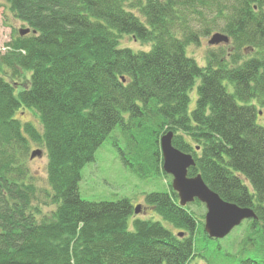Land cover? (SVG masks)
Masks as SVG:
<instances>
[{"label": "trees", "instance_id": "trees-1", "mask_svg": "<svg viewBox=\"0 0 264 264\" xmlns=\"http://www.w3.org/2000/svg\"><path fill=\"white\" fill-rule=\"evenodd\" d=\"M6 1L29 33L0 52V264H188L193 256L207 264H264L256 253L264 247L260 1ZM214 30L231 45L210 49L201 66L186 48ZM123 35L150 48L120 46ZM6 66L12 77L28 72L18 90L4 77ZM20 109L34 111L40 127L19 120ZM116 127L124 140L119 157L142 179L169 175L159 138L172 131L173 146L194 158L189 176L200 173L223 200L254 211L245 220L247 246L224 252L188 209L201 202L180 206L171 185L145 194L144 204L176 233L138 217L129 228L134 205L126 196L83 199L81 169ZM32 145L46 155L49 213L35 204L29 182Z\"/></svg>", "mask_w": 264, "mask_h": 264}, {"label": "rangeland", "instance_id": "rangeland-1", "mask_svg": "<svg viewBox=\"0 0 264 264\" xmlns=\"http://www.w3.org/2000/svg\"><path fill=\"white\" fill-rule=\"evenodd\" d=\"M260 6L264 11V0H259ZM22 28H28L21 21L16 19L9 8V4L6 0H0V52L6 53L8 51L7 43L14 40L19 36V30ZM198 29V27H196ZM202 31V29H200ZM198 30V31H200ZM218 32L212 31L207 35H201L198 38V43H193L186 48V52L189 56H192L199 65L206 63V56L210 49L217 47H230V41L228 43H220L218 45H209L207 40L210 36ZM201 34V32H200ZM120 46L130 47L133 50H148L150 44L141 42L134 39L129 35H123L120 38ZM248 50V49H247ZM245 50V51H247ZM248 52V51H247ZM4 77L8 81L15 82V88L18 90L26 82L28 72L20 71L19 76L12 77V69L5 67L3 72ZM197 83V81H196ZM195 83V84H196ZM189 110L194 106L196 90L195 87L189 93ZM256 103V102H255ZM258 122L264 123V107L257 106ZM21 121H30L36 127H40L39 120L34 111L30 109H20L15 114ZM123 147L124 140L118 127L114 128L109 137L97 148L94 153L92 161L87 162L81 169V177L78 182L79 194L86 200L97 199H109L115 196H126L131 199L133 205L140 204L141 208L138 213H134L132 217H129V228H132V219L135 217L159 220L164 226L168 227L174 233L178 229L171 226L167 221L163 220L151 207L144 204L145 194L151 191H165L167 185H171L172 177L169 175L160 174L155 179H142L133 173L126 165L123 164L119 157L117 146ZM36 149V146L32 145L31 149ZM42 148V147H37ZM43 149V148H42ZM44 151V149H43ZM46 155L42 153L40 157H33L28 160L27 172L29 173V182L34 186L35 204L40 208L41 212L49 213L52 208V204L49 202V185L46 179ZM188 209L198 218L203 221L206 208L204 204L199 202H193L187 205ZM248 223L243 221L239 226L235 227L227 236L218 240L219 247L231 256L237 254L241 247L247 246L246 239L248 238ZM261 259L264 257V247L257 245L256 252ZM188 264H207V262L199 257L193 256ZM228 264V263H226ZM234 264V263H230Z\"/></svg>", "mask_w": 264, "mask_h": 264}, {"label": "water", "instance_id": "water-1", "mask_svg": "<svg viewBox=\"0 0 264 264\" xmlns=\"http://www.w3.org/2000/svg\"><path fill=\"white\" fill-rule=\"evenodd\" d=\"M29 32V28L20 29V35ZM34 32V31H33ZM229 38L221 32L213 33L208 39L209 45L228 43ZM172 131L163 133L159 138V146L162 159V170L171 175V187L177 193L180 206L197 199L206 208L204 215V231L210 238L220 239L225 237L245 219L256 217L250 207H242L236 203L223 200L218 193L207 186L200 173L189 176L188 169L195 165L193 156L183 152L172 144ZM42 150L37 148L30 152V158L40 157ZM140 205L134 207L137 213ZM179 236L183 232H178Z\"/></svg>", "mask_w": 264, "mask_h": 264}]
</instances>
